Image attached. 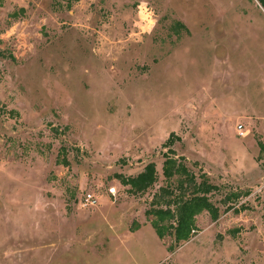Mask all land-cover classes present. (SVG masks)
<instances>
[{"label":"rangeland","instance_id":"374dc122","mask_svg":"<svg viewBox=\"0 0 264 264\" xmlns=\"http://www.w3.org/2000/svg\"><path fill=\"white\" fill-rule=\"evenodd\" d=\"M258 142L255 0H0V264H264ZM168 149L220 187L172 253L144 214ZM148 163L130 195L118 177Z\"/></svg>","mask_w":264,"mask_h":264},{"label":"trees","instance_id":"16d2710c","mask_svg":"<svg viewBox=\"0 0 264 264\" xmlns=\"http://www.w3.org/2000/svg\"><path fill=\"white\" fill-rule=\"evenodd\" d=\"M258 6L264 11V0H255ZM178 26L183 27L178 24ZM173 134H169L164 147L172 144ZM261 152H264V145L258 142ZM175 154L168 149L163 154L161 164V176L166 181V186L159 187L153 194L149 207L145 210L146 217H150L149 224L153 228L158 239L169 237L171 242L166 247L168 253H172L181 242H186L195 232V216L201 212L208 214L209 219L215 222L219 217V209L211 203V194L219 191L220 187L211 184L205 175L200 174L197 178L185 166L182 157L174 158ZM67 166L65 159L60 162ZM175 179L174 183L170 182ZM120 185L128 187L130 195L143 194L153 186L157 180L154 164H146L142 171L133 177H118ZM249 192L232 191L224 197L221 204L236 202L241 197H248ZM227 206L225 210L232 209ZM241 209H244L243 207ZM233 210V209H232ZM235 213L236 210H233Z\"/></svg>","mask_w":264,"mask_h":264},{"label":"built area","instance_id":"2783aa9c","mask_svg":"<svg viewBox=\"0 0 264 264\" xmlns=\"http://www.w3.org/2000/svg\"><path fill=\"white\" fill-rule=\"evenodd\" d=\"M237 129L240 130V127L238 126ZM245 134H246L245 132L238 131V135L241 137H243ZM108 193L109 195H113L114 193L113 188H109ZM81 202L84 206L91 205V204H94V199L90 195L86 194L84 198H82Z\"/></svg>","mask_w":264,"mask_h":264}]
</instances>
